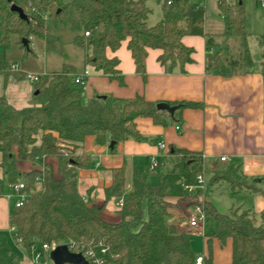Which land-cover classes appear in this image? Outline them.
I'll use <instances>...</instances> for the list:
<instances>
[{
  "label": "trees",
  "instance_id": "obj_1",
  "mask_svg": "<svg viewBox=\"0 0 264 264\" xmlns=\"http://www.w3.org/2000/svg\"><path fill=\"white\" fill-rule=\"evenodd\" d=\"M147 0H0V73L16 80H25L26 72L12 69L5 58L9 42H15L24 54H33V41L40 42L45 52L64 56L60 28L73 31V44L83 54V64L93 66L109 79L122 83L117 69L118 60L107 58L105 50L118 49L123 41L135 65V72L145 78L147 49H159L157 61L164 71L171 73L191 63L193 48L181 42L183 36L205 37L208 56L205 72L222 77L242 73L252 66L247 45L244 0H215L222 16L224 42H216L205 33V11L202 5L190 0H156L162 17L154 25L147 24L150 9ZM20 7L27 19L10 11V5ZM87 32V35L84 33ZM13 37L16 41L13 40ZM28 40V49L21 39ZM238 44L230 45L229 40ZM260 51V72L264 78V27L257 37ZM75 67L61 63L58 71L39 74L32 84L28 105L16 109L0 98V194L7 184L23 182L27 196L14 207L8 222L14 228L10 236L0 232V264H19L16 245L26 251L34 242L82 243L94 249L107 248L111 264H194L189 232L171 224L169 219L187 200L183 186L194 183L202 169L201 156L184 149H169L175 156L171 169L160 175L158 163L153 172L148 166L134 169L130 188L124 168L111 171V184L103 190L104 203L120 200L116 212L119 220L109 223L99 216L104 207H97L84 198L78 188L76 171L90 165L87 155H75L74 148L86 136H93L96 144L114 145L124 140H143L136 129L139 117L151 118L155 124L165 125L175 119L156 109V103L136 96L122 100L112 96L95 95L83 100L84 83H76ZM37 91L36 94H33ZM176 110L197 107L188 101L171 102ZM175 110V111H176ZM174 111V112H175ZM13 147L16 148L15 153ZM43 156L54 157L59 177L49 166L19 172L15 157L33 164ZM149 165V163H148ZM158 173L156 183H147V176ZM39 182L40 188L36 189ZM229 183L235 191L245 187L235 165L213 169L210 184ZM256 192V191H255ZM264 194V193H262ZM201 205L209 213L216 230L205 236L206 253L203 264H213V239L224 245L230 240L231 264H264V212L258 214L235 208L220 213L209 202L192 199L188 203Z\"/></svg>",
  "mask_w": 264,
  "mask_h": 264
},
{
  "label": "crops",
  "instance_id": "obj_2",
  "mask_svg": "<svg viewBox=\"0 0 264 264\" xmlns=\"http://www.w3.org/2000/svg\"><path fill=\"white\" fill-rule=\"evenodd\" d=\"M208 1L212 3H206ZM246 1L244 0L247 31L246 6L249 4L245 3ZM257 1L256 5H258ZM190 2L202 5L204 11L206 6L211 5L216 9L215 0H190ZM146 5L149 8L150 5L148 6V3ZM152 9L155 10V22L150 21L152 11L150 9L146 20L149 25H154L162 17L159 3H154ZM211 20L207 18L205 12V33L211 35L216 42H224V39L220 37L223 24L222 16L218 13ZM262 25L263 29L264 17ZM73 36L74 33L71 37L72 44ZM248 38L249 33L247 31V41ZM231 41L233 40L228 41L230 45L233 43ZM181 42L194 50L191 56L193 61L184 65L183 72L178 69L171 73L165 72L157 61L161 51L159 49H147L144 79L135 72V65L126 47V41H123L115 51L107 48L105 50L106 57H115L118 60L117 69L122 76V83L116 79H109L101 71L95 70L93 66L84 65L83 54L78 47H76L78 50L75 49L74 51L75 59L69 61V64L75 67V75L87 71L83 92L85 102L95 95H107L122 100L139 96L156 104H169L179 101L198 104L194 108L176 110L174 112L175 119L173 121L169 118L165 119V125L155 124L148 117L137 118L135 120L136 129L144 139L141 141H120L116 144L114 152L109 150L108 145L96 144L94 137L90 135L86 136L74 148L75 155H87L90 161V165L78 168L76 171L78 188L89 203L97 207H102L104 204L99 216L106 222L115 223L119 220V215L116 212V203L119 200H110L104 203L103 190L111 184V171L124 168L128 188H130L134 169L142 170L148 166L150 158L153 157L157 160L159 167L156 171L158 172L167 160L172 165V161L176 157L169 156L168 152L171 148L184 149L199 154L202 162L201 170H208L210 177L213 169L235 165L241 175V180L246 185L253 187L251 189L242 187L233 191L226 181H220V183L225 182L226 185L217 186V183L213 184L219 195L221 193L227 194L225 197L229 201L227 207L220 203L217 204V202L212 204L209 198L204 195L203 200L209 201L217 211L228 213L231 209L240 208L248 209L256 214L264 212V194H262L264 193V78L260 72V59L252 62V66L242 73L222 77L205 72L208 56L205 37L187 35L181 38ZM259 50L261 51L260 46ZM12 64L15 63L12 62ZM17 70L35 74L49 72L43 68L39 72L26 71L18 67ZM0 74L2 75H0V81L3 80V87L5 88L11 83L9 90L14 93V96L21 98V103L22 101L24 103L13 105L6 96H3L5 95L3 93L0 94V98H4L8 104L16 109L27 106L32 94V85L25 80H16L11 75ZM21 82H25L28 88L22 87ZM159 141L165 143V150H160L157 147ZM15 151L16 148L13 147V152L15 153ZM220 157H226L227 160L221 162L219 161ZM45 165L52 169L55 177H59L57 161L54 157L43 156L35 164L29 160H21L15 157V167L19 172H28L33 169L41 170ZM2 176L3 171L0 166V178ZM146 182L149 183L147 179ZM36 188H40L38 181ZM16 199L18 197L11 192L7 184L4 192L0 194V232H5L9 236L8 218L14 209ZM176 215L174 213L169 222ZM179 226H184V221H181ZM212 245L213 264H231L230 240H226L224 245H220L219 241L213 239ZM15 247L19 254V264H32L33 250L25 251L20 245Z\"/></svg>",
  "mask_w": 264,
  "mask_h": 264
},
{
  "label": "rangeland",
  "instance_id": "obj_3",
  "mask_svg": "<svg viewBox=\"0 0 264 264\" xmlns=\"http://www.w3.org/2000/svg\"><path fill=\"white\" fill-rule=\"evenodd\" d=\"M264 1V0H263ZM149 8L152 10L150 14V21L155 20V10L152 9V6L154 3H157L156 0H147ZM206 3H212L210 1ZM245 3H248L249 5L246 6L247 9V19H248V33L249 38L247 41L248 49L251 54L252 62H255L256 59H260V50L259 45L257 42V37L260 33H262V22L264 17V8L260 6L261 0H258L256 5V0H247ZM205 12L207 18L214 19L216 15L218 14L214 6H206ZM212 21V20H211ZM155 22V21H154ZM59 35L61 36V43L63 46V51L65 53L64 56H60L56 52H45L39 45H41L40 42L33 41V54H24V51L17 45H15V42L12 41L9 42L8 48L5 50V58L9 62H13L17 65L18 68H21L26 71L31 72H39L43 69H46L47 71H58L60 69V65L63 62L69 63V61H72L75 59V49L76 46H74L71 43V37L73 34V31L67 28H60L59 29ZM13 40L15 38L13 37ZM232 45H237L238 41L235 39L233 41ZM1 51V49H0ZM47 73V72H46ZM1 75V74H0ZM2 76V75H1ZM30 84V83H29ZM11 83L8 84L5 88L3 87V80L0 81V94H5L3 96H6L8 98L9 102L13 105L23 104L24 101L21 103V98L18 96H14V93L10 91ZM20 85L22 87L28 88L25 82H21ZM32 85V84H31ZM172 167L171 162L168 160L161 166V169L159 171V174H165L168 170H170ZM159 174L158 173H151L147 177V181L149 183L158 182L159 180ZM205 184L207 187V190L205 191V197L209 198L210 202L214 204V202H217V204H221L222 206L227 207L228 199L225 197L226 195H223L222 193L219 195L217 192L215 186L213 184H210L209 181L211 179L210 172L206 169L203 171ZM219 185H226L225 182H219L217 183V186ZM10 187L11 192L16 196V194L13 192L12 187L10 184H8ZM225 187V186H224ZM37 189V188H36ZM39 190V188L37 189ZM225 194V193H224ZM214 195V196H212ZM17 197V196H16ZM216 200V201H214ZM17 199L15 200V202ZM192 199L187 198V200H183L180 203V209H178L175 214L174 219L171 220V224L178 225L181 221L185 220L187 211L189 210V202H191ZM192 206V205H191ZM225 207V208H226ZM178 220V221H177ZM200 226L197 232H189V241L190 246L195 255L198 254H205L206 253V245H205V239L204 236H209L216 230L215 222L212 218V216L205 212L202 221H200ZM180 228V227H179ZM183 229L186 228V226H182ZM187 231V229H185ZM26 251V250H25ZM40 251V247L32 251L33 255H36L37 252Z\"/></svg>",
  "mask_w": 264,
  "mask_h": 264
},
{
  "label": "built area",
  "instance_id": "obj_4",
  "mask_svg": "<svg viewBox=\"0 0 264 264\" xmlns=\"http://www.w3.org/2000/svg\"><path fill=\"white\" fill-rule=\"evenodd\" d=\"M261 7L264 8V1H261ZM87 35V32L84 33ZM12 69H17V65H11ZM87 76V71H83L81 74L75 75L74 81L76 83L83 84L85 82V78ZM39 80V74L26 72L25 74V81L30 84H34ZM178 128V127H176ZM157 147L160 150H165L166 145L164 142L159 141L157 143ZM227 159L226 157H220L219 161L225 162ZM157 166V160L155 158H150L148 169L149 171H153ZM13 192L18 197L17 201L14 204V207H19L24 199L26 198V194L22 192L24 188L23 182H16L11 184ZM183 190L185 195L188 196L190 199H194L199 201L200 203L203 202V197L205 191L207 190L205 179L203 175V170H201L194 179V183L190 185L183 186ZM121 206V201L119 200L116 203V207L119 208ZM205 211L203 210L201 205H192L190 206L189 210L187 211L185 220H184V227L187 229L188 232H197L200 226V221H202ZM14 228L10 227L9 232L14 233ZM58 245H65L68 251L72 253H79L83 256L86 264H111L110 259L107 256V248L100 247L99 249H94L92 246H86L82 243L76 242H67L63 244H58L56 242H34L31 245V249L35 250L40 247V251L37 252L36 255H32L31 263L32 264H54V262L50 258V252L54 250ZM204 262V254H198L195 258L194 264H203ZM70 264V263H64Z\"/></svg>",
  "mask_w": 264,
  "mask_h": 264
},
{
  "label": "water",
  "instance_id": "obj_5",
  "mask_svg": "<svg viewBox=\"0 0 264 264\" xmlns=\"http://www.w3.org/2000/svg\"><path fill=\"white\" fill-rule=\"evenodd\" d=\"M10 11L15 12L18 14V17L22 20H26L27 16L23 12V10L14 5H10ZM21 44L24 48L28 49V40L26 38L21 39ZM37 91H35L33 94H36ZM156 109L165 111L168 114L172 115L174 111L177 109V106L169 105L168 103H157ZM114 145V141H110L108 147L111 148ZM50 258L54 262V264H64V263H70V264H86L83 256L79 253H72L68 251L67 247L65 245H58L54 250L50 252Z\"/></svg>",
  "mask_w": 264,
  "mask_h": 264
}]
</instances>
